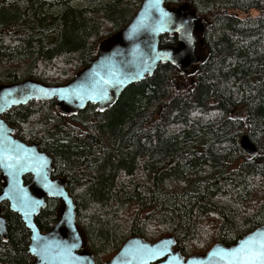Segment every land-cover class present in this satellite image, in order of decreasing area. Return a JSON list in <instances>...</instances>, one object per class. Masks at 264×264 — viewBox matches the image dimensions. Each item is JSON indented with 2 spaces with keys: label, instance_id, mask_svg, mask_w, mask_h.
<instances>
[{
  "label": "trees",
  "instance_id": "obj_1",
  "mask_svg": "<svg viewBox=\"0 0 264 264\" xmlns=\"http://www.w3.org/2000/svg\"><path fill=\"white\" fill-rule=\"evenodd\" d=\"M142 1L0 0V84L69 81ZM166 3L187 4L203 19V60L187 74L161 62L106 110L89 103L69 115L55 99H34L2 115L16 136L51 155L96 264L134 235H172L188 257L264 225V0ZM244 133L254 156L240 145ZM46 201L36 217L42 231L54 226L61 204ZM1 207L0 264H30V230L8 201Z\"/></svg>",
  "mask_w": 264,
  "mask_h": 264
},
{
  "label": "water",
  "instance_id": "obj_2",
  "mask_svg": "<svg viewBox=\"0 0 264 264\" xmlns=\"http://www.w3.org/2000/svg\"><path fill=\"white\" fill-rule=\"evenodd\" d=\"M199 12L187 4L171 5L166 0H143L128 24L99 41L96 56L72 79L62 84H47L27 78L0 84V237H7L6 218L1 203L8 201L30 230V264H96L86 247L85 237L76 222V204L62 176H53L52 157L14 134L15 129L2 116L7 110L31 100L55 99L57 107L73 115L89 103L106 110L114 105L123 90L152 75L159 63H172L182 73L203 60L198 26ZM164 34L176 35V44L161 45ZM243 151L257 154L258 149L247 133L240 137ZM29 175L30 180L25 181ZM61 202L58 218L48 231L36 222L46 207L47 198ZM172 235L151 241L131 236L111 258L102 264H264L251 256L264 246V225L233 243H215L205 253L186 257L176 248Z\"/></svg>",
  "mask_w": 264,
  "mask_h": 264
},
{
  "label": "snow or ice",
  "instance_id": "obj_3",
  "mask_svg": "<svg viewBox=\"0 0 264 264\" xmlns=\"http://www.w3.org/2000/svg\"><path fill=\"white\" fill-rule=\"evenodd\" d=\"M251 256L256 258V259H264V246H262V248L259 252L251 253Z\"/></svg>",
  "mask_w": 264,
  "mask_h": 264
},
{
  "label": "rangeland",
  "instance_id": "obj_4",
  "mask_svg": "<svg viewBox=\"0 0 264 264\" xmlns=\"http://www.w3.org/2000/svg\"><path fill=\"white\" fill-rule=\"evenodd\" d=\"M253 14H257L258 13V10H256V9H252V11H251ZM239 113H241V112H239Z\"/></svg>",
  "mask_w": 264,
  "mask_h": 264
},
{
  "label": "flooded vegetation",
  "instance_id": "obj_5",
  "mask_svg": "<svg viewBox=\"0 0 264 264\" xmlns=\"http://www.w3.org/2000/svg\"><path fill=\"white\" fill-rule=\"evenodd\" d=\"M15 134V133H14Z\"/></svg>",
  "mask_w": 264,
  "mask_h": 264
}]
</instances>
